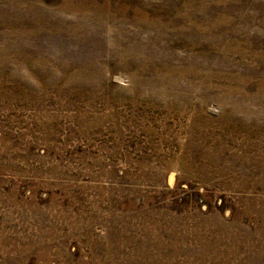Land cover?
Here are the masks:
<instances>
[{
  "label": "rangeland",
  "instance_id": "1",
  "mask_svg": "<svg viewBox=\"0 0 264 264\" xmlns=\"http://www.w3.org/2000/svg\"><path fill=\"white\" fill-rule=\"evenodd\" d=\"M0 264H264V0H0Z\"/></svg>",
  "mask_w": 264,
  "mask_h": 264
}]
</instances>
